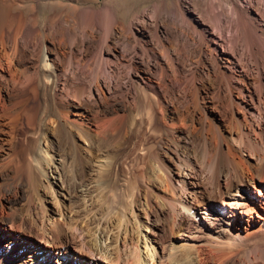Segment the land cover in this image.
Segmentation results:
<instances>
[{"label": "bare ground", "instance_id": "bare-ground-1", "mask_svg": "<svg viewBox=\"0 0 264 264\" xmlns=\"http://www.w3.org/2000/svg\"><path fill=\"white\" fill-rule=\"evenodd\" d=\"M23 1L0 0V237L10 238L0 244V264H198L204 260L208 262L203 264H264L260 244L264 240V24L254 17V4L247 0H196L197 16L192 17L188 2L177 0V16L184 28L179 39L194 42L190 49L198 65L206 68L211 62L218 75L211 89L212 101L216 99L212 109L220 117L211 116L207 95L203 96L202 87H196L198 110L191 109L188 118L194 121L200 112L202 126L211 117L217 131L216 138L203 134V145L196 146L193 130L175 107L188 101L186 90L196 86L197 73L205 83V72L196 69L182 79L185 66L176 65L174 58H170L173 76L162 63H156V70L145 71L148 76L156 72L164 90L141 75L136 53L141 44L135 31L138 24L126 27L119 21L110 5L116 0H59L63 5L69 3L76 15L68 30L65 25L70 22L63 23L62 15L47 22L36 15L17 14L16 5ZM42 1L33 4L40 7ZM256 1L257 6H264V0ZM153 13L150 22L147 19L141 24L148 23L160 38L159 12ZM203 18L211 25L209 30L200 26ZM75 26L79 33L74 32ZM128 35L135 41L131 43L135 53L129 58L133 39ZM120 39L127 41L124 49L118 46ZM226 42L231 44V52L224 50ZM140 48L150 57L151 51L144 45ZM220 48L226 57H207V52L220 56ZM151 58L159 61L156 55ZM121 68L129 70L126 87L117 77ZM170 77H175L178 85L171 83ZM146 81L151 85L143 89L141 82ZM136 84L144 97L142 112L137 115L143 119L139 121L147 123L146 130H157L161 124L171 151L160 155L158 172L162 175L143 178L120 192L116 166L105 161L107 152L101 149L113 139L110 127H116L118 119L113 116V123L101 126L102 132L96 130L102 123L98 127L96 123L114 109L135 114V104L116 95L124 90L120 98H129ZM182 86L186 93L181 96ZM109 99L117 104L107 106ZM136 121L132 119V133ZM227 121L230 129L225 135L222 125ZM80 138L88 146L82 148ZM189 147L201 156L210 173L209 188L203 184V173L198 177ZM94 160L101 172L95 175L97 180H90ZM156 182L164 191V199L158 202L163 213L157 210L153 216L145 210L158 198L154 195ZM97 197L104 200L103 206H97ZM22 199L26 202L17 208ZM109 210L120 218L117 228L112 229V215L105 214ZM143 210L146 220L138 212ZM82 212L89 216V223H80ZM184 229L194 232L183 238L182 248L207 246V250L201 248L197 254L180 250L175 238ZM26 237L31 244H43L37 246L39 251L48 248L46 255L40 257L38 250L26 245Z\"/></svg>", "mask_w": 264, "mask_h": 264}, {"label": "rangeland", "instance_id": "rangeland-1", "mask_svg": "<svg viewBox=\"0 0 264 264\" xmlns=\"http://www.w3.org/2000/svg\"><path fill=\"white\" fill-rule=\"evenodd\" d=\"M34 1H36V0H25V1H23V3H18L16 5V8H15L16 11L15 12L17 14H20L22 12L21 14H24L23 16L28 17V18L30 16H32V15H36L38 17L39 21L49 20L47 22L51 21L50 18L52 19L55 16L62 15L63 19L62 18L61 19H62L63 23H64V21H68V20L70 22V25H65V29L67 28V30H68L70 27L73 28L74 22L76 21L75 20L76 19V17H75L76 15H75V12H73V10L69 9V6H70L69 3L66 4V5L65 4L63 5V4L60 3L59 0H43L42 2H40L41 6L40 7H36L35 4L37 2H34ZM116 1L117 2L114 1V3H111L110 5L114 8V10H115V12H116V14H117V16L119 18V21L124 23V25H126V27L129 24H131V23H137L138 27H135L136 36H138V38L140 39L141 44L145 46V49H148L147 51H151L150 57L148 55L146 56L144 54V51L143 50L141 51L140 47L142 45L140 44L138 46V49L136 51V53L138 54L137 55V58H138L137 64L140 66L139 73L141 75L145 76L147 79L150 78L151 81L153 82V84L156 85V87H161V89L164 90L165 88L163 87L162 83L158 81V76L159 75L156 72H153V74L151 76H148L146 71L151 69V68L156 70V68H157L156 65L160 62L169 71L170 76L171 75L173 76V73H171V66H172L173 62L170 60V58H172V59L174 58L173 60L175 61L176 65L180 66L182 64V66L183 65L185 66L184 71L182 73L183 75H181V78L183 77L182 79H184L186 77H189L190 76L189 74L195 72L196 69H200V71L203 74H204V72H205V74H207L206 81H205V83H203V79H201L202 77H200L201 75L199 73H197L198 76H197V80H196V86L194 84L193 89H192V87L188 88L190 92L192 91L191 93L188 92V89L186 90L187 91V95H188V101L181 102V103H179L180 105L177 104L175 109H179V111L183 113V115H182L183 117L182 118L186 117V121H187L186 125L191 127V130H193L192 131L193 132L192 135L194 136V140L196 141V146H198V145L202 146L203 145V142L201 144L200 140L202 139V135L205 134V133L206 134L208 133V136L210 138H216L217 137V131L215 130L214 122L211 119V117H210L209 120L207 119L205 126H202L203 124H201V122H200V121H202V119H201L202 117H200L202 115V113H200V112H199V115H195L194 116V121H192L191 118H188L189 117V113H191V109H192V111L195 110V109L198 110L197 105L195 103V98H194V95L196 94L197 85L199 87L203 88V90H201L203 96L207 95V97H208V109H209V113L211 114V116L212 117H213V115L214 116H218V117L221 116V114L219 112H215L212 109V107H215V100H216L215 99L214 102L212 101V98L214 97V93H213L212 89L215 87L214 85H215V83H216V81L218 79V75H216V73H214L215 71L211 68L212 67V63L211 62L207 63L208 67H206V68H203V66H204L203 64H199L198 65L197 56L194 55L195 53L193 54L192 53L193 51L191 50L192 47H193V43L194 42L193 43H191L192 41H189V42L186 41L185 42V40L181 41V39H179V31H183L184 28H182L181 17L177 16V14L179 13V9H178V6H177L178 5L177 4V0H116ZM195 1L196 0H188V1L186 0V2H188L189 6H190L189 11H190V15H193L192 17H196L197 16L195 14V10H194ZM247 1L250 2L251 5L254 4L253 5L254 6V17H259V19H262L263 20V24H264V9H263L264 6L262 4H258V6H257V1L256 0H247ZM33 3H35V4H33ZM258 3H259V0H258ZM256 6L259 7V8L257 9ZM156 9H157V12H159V21H160V29H159V33L160 34H159V37L162 38V39H160L156 35H154V31L152 30L153 28L152 27H148V23H146V25L141 24L143 21H145L149 17L153 16L154 15L153 11H155ZM69 16H70V18H69ZM176 18H178V19L176 20ZM148 22H150V19H148ZM199 22H200V26L202 25V28H204L205 30H209V28H211V25L204 18L202 20H200ZM74 28H75L74 32L75 33H79V28H76V26ZM64 34L69 36V34L66 33V32ZM210 34H211V31H210ZM153 35H154V37H153ZM61 36H62V34L59 36V39H62ZM128 37L130 38L129 40L133 39L132 36H130V35H128ZM118 38H119V36H118ZM124 39H122V40L120 39V41L118 40L119 41L118 43H120V44H118V46L121 49H124L127 46L124 43V42H127V41L125 40L123 42ZM134 42L135 41L133 39V40L130 41V44L132 43L134 45ZM112 43L116 44L117 42L116 41L115 42L112 41ZM132 44H131L132 49H131V47H129L130 49H128L129 50L128 58L130 57V55L135 53V49L133 51V47L134 46ZM188 44H189V46H188ZM225 45L228 46V49H227L226 46L224 48L226 53H227V51L231 52L232 51L231 44L229 42L228 43L226 42ZM189 50L191 51V53H190ZM207 53H208L207 57L209 59L211 58L213 60L216 57H218V58H221L222 56L226 57V55H225V53H224L222 48H220V56L219 55L218 56L215 55L216 54L215 52L214 53L213 52L212 53L207 52ZM152 54L156 55L158 57L159 61H157L155 59H152L151 58ZM178 59H179V61H177ZM213 60H211V61H213ZM143 61H144V63L142 64ZM125 64H126V62H124L123 65H125ZM126 68H128V67H126ZM126 68H121L120 70H118L119 68L117 69V77H121L118 80H121L123 87L124 86L126 87V86L129 85V79H127L129 70H127ZM119 71H121L122 73H120ZM209 71H211V75L208 76ZM125 72H127V73L125 74ZM133 75H134L133 76V81L135 80L134 82H136L137 81V75L136 74H133ZM170 78L171 79H169V80H171V83L173 81L174 85H178L177 80L175 81V77H170ZM89 80H90V78L87 79V81H89ZM115 80L117 81V79H115ZM145 85L149 86L151 84H150V82L146 81V82H143V83L141 82L140 86L143 89H146V88H144ZM183 86H184V84H183ZM183 86L181 87L182 90L180 89V92L182 93V94H180L181 96L183 95V93H186V91L184 90ZM138 87H139V85L136 84V90L134 89L132 91V95L129 97L130 99L129 98H120L122 95L124 96V90L119 92L118 95H116V97L119 98V99L126 100V101L129 100V102H131V103L133 102L135 104V106L137 107V109H138L136 112H133L135 114H132L131 116H129L127 114V112L125 114V112L113 108L115 111L109 112V114L105 115L104 118L101 117V119L103 118V120H102L103 122L100 119L96 123L97 127H98V125L100 123H102V124L99 125L100 127L97 128V129L94 127V129H96L97 131L102 132L103 128L101 130V126L103 125V126H107L108 127V125L113 123V120H111L113 116H114L113 117L114 120L118 119V120H116V122L114 121V123H117V126L115 127V124H113L114 126L111 125V127H110L111 132L114 130L112 133L110 132V134L114 133L113 139L112 138L109 139L110 143L107 142L106 144H102L101 145V149L104 150V153L107 152V156H108L107 158L108 159H105V161H109V162L113 161L115 166H116L117 171L115 169V172H116V175L118 174V180H120V183H119L120 187H118L120 192H126V189L128 188V185L129 186L133 185L134 183L138 182L139 180L142 181L143 178L151 180L152 178L158 177V175H162L161 173L158 172V170H159L158 167L160 166V163H159L160 162L159 161L160 155L164 154V156H165L164 152L171 151V148L169 146V138L165 135L164 132H162V130H161L162 125L161 124H159L160 126H157L158 127L157 130L156 129L146 130V129H148L147 123L145 121H143V122L139 121V120L143 119V118L141 119L137 115L140 114V111L142 112L143 105H144L142 103V99L144 100V97L138 92L139 91ZM146 97H147L146 101H148V103L151 102L150 97L149 96H146ZM131 100H133V101H131ZM158 101L161 103L163 100L159 99ZM189 101H191V102H189ZM168 102H169V100H168ZM191 103H192V105H191ZM115 104H117V103H115L114 101L109 99L107 101L106 105L111 107V106H113ZM170 105H172V104L170 103ZM194 107H195V109H194ZM188 108H190V109H188ZM118 115L119 116L121 115V116L118 118ZM135 115L137 116V118L134 117ZM109 117H111L110 118L111 121L110 120L107 121L109 119ZM106 118H107V120H106ZM133 118L137 119L136 122H138V124L136 125V128L133 127V133H132V131H130V127H131V122H132ZM210 121L212 122V124H211ZM118 123H119L120 126L118 125ZM112 126L114 127V129H113ZM192 126H193V128H192ZM194 127H196V129ZM212 127H213L214 131H213ZM222 128L224 130L225 135L228 134V131L230 129V123L228 121L224 122V124L222 125ZM202 129L203 130L205 129V130L202 131ZM115 131L117 132V135H116ZM119 132L122 133V134H120ZM74 133H76V132H74ZM194 133H195V135H194ZM78 144L80 146L82 145V148L88 146L87 144H85V141L82 140L81 138H80V141H78ZM107 148L108 149L110 148V149L108 150ZM190 150H191V148L189 147L187 151L191 155L193 154L192 155V159H194V162H193L194 165L196 164V170L198 169V177H199L200 174L203 173V175H200L201 177L203 176V178H202L203 184L206 183L205 185L207 186V188H209L211 186L210 183H211V180H212V178L210 177V173L207 170V168L204 167V165L202 164L203 159L201 158V156L199 154L195 153L193 150H191V151ZM4 152H6V151H4ZM109 152H110L111 155L109 154ZM84 156L83 157L86 158L88 155L85 153ZM193 156L195 158H193ZM197 156H198L199 159L196 158ZM244 156L247 157V154H244ZM77 158H78V160H84V158L83 159H81L80 157H77ZM95 161H97V160H94L93 166L90 168V172H89L90 180H93V179L97 180L94 177L101 170V168L99 169L98 164H96ZM200 168H201V170H199ZM71 170H73V169H71ZM176 178H179L178 175L176 176ZM174 181L176 182V180H174ZM175 182H174V184H176V186L179 187L181 185V184H178V182L177 183H175ZM157 183H159V182L154 183L153 187L156 190L157 186H158V189L156 190V192H154V195H156L155 197L156 198L158 197V198L155 199L152 202L153 205H152L151 209L148 208L147 210H145L146 213L152 214L153 216L156 215L159 212L161 214L163 213L162 212L163 209H161L162 208L161 207V202L160 203H158V202L161 201L162 199H164L161 196L164 193V191L161 190V187H160L161 184H157ZM137 184H139V182ZM29 187H31V185H29ZM159 187H160V189H159ZM100 194L101 193H99V190H98L97 195L99 196ZM97 198L99 199V200L97 199L98 200L97 206H103L105 204V202H103L104 200H101L99 197H97ZM23 199H22V201L20 203H18V205H16L17 208H20V209L22 208L21 206H23V203L26 202V200H23ZM5 202H7V201H5ZM51 207L53 208V205L50 204V208ZM68 207L71 208V204H69ZM75 207H76L75 209H77L78 206H75ZM81 210H82V207H81ZM109 211H106L105 214H108V216L112 215V216H110V217H112V219L114 221L112 229L113 228H117L118 225L120 224V218H118L117 215L113 216L112 211L111 210H109ZM138 212H140V214H142V219L143 220L147 219V216H146V213L144 212V210L143 211H138ZM149 212H151V213H149ZM162 217L165 220L166 217H164V215H162ZM88 218H89V216L85 215L84 212H82V214L80 213V215H79L80 223L82 221H87ZM163 219H162V221H164ZM87 222L89 223V221H87ZM83 224L85 225V223H83ZM8 231H10V233H11V230H8ZM192 232H194V230L184 229L182 234L181 233L178 234L179 237L177 236L175 238V239L178 240L177 241L178 247H181V248L183 247V243H184V239L183 238L191 237L192 236V234H191ZM12 233L13 234L14 233L18 234L15 231L12 232ZM178 238H180V239H178ZM26 239H27V241H25L26 245L34 248L35 250L39 251L41 246H43V244L37 243V242H36V244H34V243L31 244V241L29 240L30 238L26 237ZM9 240H10V238H6L4 235H2V237H0V244L3 241L5 242V241H9ZM261 243H263L262 244V248L264 249V240L263 239L260 240V244ZM16 244H17V246H19L20 245V241L19 240L16 241ZM38 245H40V248L37 247ZM188 247H189L188 249L186 247V248H182L180 250L184 251L185 249H187L185 251H189V249H190V250H192V252L194 254H197L198 250H200L201 248L202 249L206 248L204 250H207V246L199 247L198 250H196L197 248H195V247L194 248H192L191 246H188ZM45 249L48 250V248H45ZM47 250L46 251L45 250L39 251L40 252V257H42L43 255L45 256ZM21 252H20V254L22 255L24 250H22ZM184 255H185L184 257L187 256L186 253H184ZM166 262L168 263L169 260H167ZM204 262H208V260L207 261L204 260L202 262H199L198 264H203ZM52 264H53V262H52Z\"/></svg>", "mask_w": 264, "mask_h": 264}]
</instances>
